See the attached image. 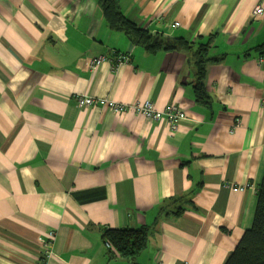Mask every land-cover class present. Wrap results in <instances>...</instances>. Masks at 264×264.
<instances>
[{"label": "crops", "instance_id": "0c3cea01", "mask_svg": "<svg viewBox=\"0 0 264 264\" xmlns=\"http://www.w3.org/2000/svg\"><path fill=\"white\" fill-rule=\"evenodd\" d=\"M132 22L194 47L211 39L196 101L194 66L110 28L99 0H0V264H224L251 227L264 175V0H117ZM129 52L114 68L100 54ZM158 109L78 107L76 94ZM179 210V212H178ZM148 227L126 258L104 228ZM111 250V251H110Z\"/></svg>", "mask_w": 264, "mask_h": 264}, {"label": "trees", "instance_id": "16d2710c", "mask_svg": "<svg viewBox=\"0 0 264 264\" xmlns=\"http://www.w3.org/2000/svg\"><path fill=\"white\" fill-rule=\"evenodd\" d=\"M104 18L110 28L128 34L133 42L142 45L147 51L177 50L187 55L194 66L193 85L196 101L208 103L209 97L204 85L208 63L218 61L210 57L211 39L198 42L194 47L181 37H166L152 34L147 29L129 20L120 10L117 0H99ZM264 46V45H263ZM179 212V210H178ZM103 240L108 241L113 251L126 258H134L147 244L148 227L104 228ZM224 264H264V175L257 189V205L252 225L246 229Z\"/></svg>", "mask_w": 264, "mask_h": 264}, {"label": "built area", "instance_id": "2783aa9c", "mask_svg": "<svg viewBox=\"0 0 264 264\" xmlns=\"http://www.w3.org/2000/svg\"><path fill=\"white\" fill-rule=\"evenodd\" d=\"M264 11L260 5L255 6L253 9L254 16H262ZM130 60L129 52H115L111 51L109 54H100L88 60V65L91 69L97 68L104 62H111L112 66L116 68L122 63H127ZM75 101L78 107H88L93 104L105 106L114 112H123L133 110L135 113L143 116L149 120L166 119L172 129H175L177 124L184 120L185 112L179 108L175 103L166 105L163 109H158L154 106L153 102L145 100H137L132 103L118 102L114 99L107 97H93L86 94H76ZM54 232L48 231L46 238L43 240L40 250V257L38 264H48V259L51 257L53 250ZM107 247H110L108 241L104 242Z\"/></svg>", "mask_w": 264, "mask_h": 264}]
</instances>
